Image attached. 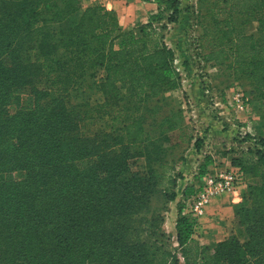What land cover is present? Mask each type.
<instances>
[{"label": "trees", "instance_id": "trees-1", "mask_svg": "<svg viewBox=\"0 0 264 264\" xmlns=\"http://www.w3.org/2000/svg\"><path fill=\"white\" fill-rule=\"evenodd\" d=\"M155 1L168 22L178 20L180 0ZM207 9L216 37L203 58L264 94V0H212ZM249 17L256 34L243 31ZM150 36L145 28H125L99 1L0 0V264H264V139L254 157L231 159L258 176L235 209L240 234L201 245L195 220L180 205L178 255L135 234L133 216L158 184L154 169L125 178L130 155H112L106 130L80 134L66 97L86 81L102 95L94 116L110 114L113 124L122 122L120 113L111 114L121 109L122 87L142 99L180 86L175 51ZM98 69L105 72L100 82ZM24 89L33 105L22 106ZM120 129L128 144L147 140L140 116ZM16 170L21 178L7 176Z\"/></svg>", "mask_w": 264, "mask_h": 264}, {"label": "rangeland", "instance_id": "rangeland-1", "mask_svg": "<svg viewBox=\"0 0 264 264\" xmlns=\"http://www.w3.org/2000/svg\"><path fill=\"white\" fill-rule=\"evenodd\" d=\"M95 1L114 10L125 28H132L137 34L145 28L151 33L152 44L164 42L175 51L180 86L142 99L122 87L121 109L111 112L120 113L121 123L113 124L110 114L102 118L94 116L91 108L102 95L91 80L71 90L66 101L80 119V134L92 135L106 130V144L116 150L112 155L122 152L130 155L129 170L123 177L143 172L148 165L154 169L158 184L148 206L133 216L135 234L149 246L162 245L180 255L176 220L180 205L185 214L184 199L192 195L201 181L198 167L210 158L202 174H213L215 168L228 171L233 166L232 158L244 161L256 155L255 143L264 139V94L252 90L246 79L235 80L225 64L203 58L216 37L207 9L212 0H180L181 11L175 22H168L167 12L160 13L155 0H86L87 3ZM112 2L118 3L123 20L118 10L111 8ZM158 13L151 21V16ZM242 28L248 34L257 33L256 21L251 17ZM104 74L98 69L94 80L100 82ZM20 100L23 107L34 103L28 89L20 92ZM15 109L12 106L10 111ZM134 116L143 119L147 131L143 145L128 144L123 139L120 127ZM125 146L128 150H124ZM255 173H243L236 191L223 192L210 200L209 204L223 199L232 204V208L211 215L215 224L212 228L202 227L197 221L199 218L195 220L193 237L196 241L211 245L240 234L235 209L243 201L242 194L248 185L258 180ZM7 176L21 178L23 172L11 171ZM182 191L185 192L183 197L171 200L173 194L178 196ZM217 227L219 232L214 229Z\"/></svg>", "mask_w": 264, "mask_h": 264}, {"label": "built area", "instance_id": "built-area-1", "mask_svg": "<svg viewBox=\"0 0 264 264\" xmlns=\"http://www.w3.org/2000/svg\"><path fill=\"white\" fill-rule=\"evenodd\" d=\"M214 171L213 174H201V181L195 186L192 195L184 199L186 203L185 214L194 220L205 214L206 207L212 198L223 192L236 191L239 181L243 178V171L239 167L232 166L228 171L227 169L215 168ZM183 194L184 191L176 198L183 197Z\"/></svg>", "mask_w": 264, "mask_h": 264}, {"label": "crops", "instance_id": "crops-1", "mask_svg": "<svg viewBox=\"0 0 264 264\" xmlns=\"http://www.w3.org/2000/svg\"><path fill=\"white\" fill-rule=\"evenodd\" d=\"M111 5H112L111 8L118 10L120 18L122 17V20H123L124 18L122 16L121 10L118 9L119 8L118 3L112 2ZM231 208H232V204H230L229 202L226 203V202H224L223 199L218 198L208 205V208L206 210L205 215L202 216L201 218H199L197 221H199V223L204 228L215 227V224H213V221H212L213 217L211 215H217L218 213L228 212ZM214 229H217L218 232L220 231V229L218 227L214 228ZM217 234L218 233H215V235H217Z\"/></svg>", "mask_w": 264, "mask_h": 264}]
</instances>
